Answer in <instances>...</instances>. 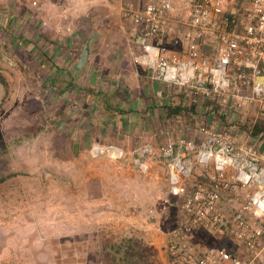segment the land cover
I'll return each mask as SVG.
<instances>
[{
	"label": "rangeland",
	"instance_id": "rangeland-1",
	"mask_svg": "<svg viewBox=\"0 0 264 264\" xmlns=\"http://www.w3.org/2000/svg\"><path fill=\"white\" fill-rule=\"evenodd\" d=\"M128 1L0 0V264H169L167 249L175 234L166 232L180 225L181 204L171 201L174 220L167 221L164 213L145 217L152 224L148 227L131 223L125 229L122 216L112 219L106 210L99 213L120 200H97L103 192L99 177H93L91 146L84 156L67 151L57 110V78L47 86L52 62L46 65L43 57L72 61L65 54L54 58L56 50L65 51L70 42L66 38L75 33L88 38L91 30L83 24L88 17L102 24L101 33L114 18L126 22L122 9ZM78 24L85 29L79 27L80 32ZM169 40L171 49L183 50L182 35ZM210 43L212 49L218 40ZM235 193L242 196L245 190ZM205 231L187 235L193 243L225 246L249 256L236 239L215 229Z\"/></svg>",
	"mask_w": 264,
	"mask_h": 264
},
{
	"label": "crops",
	"instance_id": "crops-1",
	"mask_svg": "<svg viewBox=\"0 0 264 264\" xmlns=\"http://www.w3.org/2000/svg\"><path fill=\"white\" fill-rule=\"evenodd\" d=\"M89 3L87 9L92 10L93 6ZM114 19H109L110 25L105 33H101L99 26L102 24L88 17L85 20L87 23L83 24L91 30L86 33L89 37L83 39L75 33L66 38L70 42L66 44L65 51L56 50L54 58L65 54L68 55L66 58L73 56L72 61L68 59L63 63L52 59L59 67L50 65L46 74L48 81L44 80L47 86L54 85L50 81L52 77L59 82L57 89L61 104L57 110L61 116L60 128L67 134V151L84 156L94 143L116 146L122 151V156L110 155L116 159L100 155L94 157L93 154V177H99L96 182L104 196L97 195V200L106 203L120 200L118 205L107 204L103 211L99 209V213L106 210L107 217L112 219L122 216L125 229L133 224L148 227L152 224L145 218L147 216L154 218L164 213L167 221L174 220L171 209L176 206L171 201H178L182 208L184 200L197 184L209 179L210 169L202 164L195 166L190 177L181 174L173 178L170 163L160 154L162 145H176L181 136L201 143L200 126L206 122L212 127L224 129L238 144L248 140L263 151L264 132L254 134L252 125L264 119V113H258L254 108L256 104L247 99L239 106L234 104V100L218 99L217 103L196 105L197 111H191L189 93L169 83L153 80L146 62L141 58L142 45L131 20L125 18L126 23L122 17ZM84 25L76 27L81 32L86 27ZM168 40L155 42L165 45L166 41H173ZM170 44L166 45L171 48ZM170 111L173 114L169 115ZM102 184L104 191L100 187ZM237 191L239 188L223 191L220 208L224 213L232 214L241 207L245 194L239 196L235 193ZM178 217L180 225L166 232L167 235L175 234V240L169 243L180 241L183 246L193 244L199 253L212 247L193 243L192 236L187 233H205L206 229H215L214 226L203 224L187 230L191 225L183 210ZM127 222L130 224L127 225ZM258 248L264 249V241Z\"/></svg>",
	"mask_w": 264,
	"mask_h": 264
},
{
	"label": "built area",
	"instance_id": "built-area-1",
	"mask_svg": "<svg viewBox=\"0 0 264 264\" xmlns=\"http://www.w3.org/2000/svg\"><path fill=\"white\" fill-rule=\"evenodd\" d=\"M122 11L140 38L141 58L153 80L183 89L197 106L211 99L234 100L239 106L247 99L264 113V85L257 82L264 75V0H129ZM179 35L185 39L181 52L155 42ZM213 38L218 44L210 49L207 44ZM200 132L201 143L181 136L176 145L160 147L173 178L190 177L197 164L210 169L208 181L197 184L182 204L191 225L186 229L211 224L220 236L236 239L250 254L241 257L225 246L199 253L193 244L172 241L169 264H264V249L258 248L264 241V150L248 140L238 144L224 129L206 122ZM91 150L97 156H122L116 146L94 143ZM227 188L246 192L232 214L220 208Z\"/></svg>",
	"mask_w": 264,
	"mask_h": 264
},
{
	"label": "trees",
	"instance_id": "trees-1",
	"mask_svg": "<svg viewBox=\"0 0 264 264\" xmlns=\"http://www.w3.org/2000/svg\"><path fill=\"white\" fill-rule=\"evenodd\" d=\"M50 58V57H49ZM43 60H45V64L47 65V64H49L50 62H52L50 65H56V66H58L59 67V64H54V62L51 60V59H47V57H43ZM3 80V82L4 83H6V81H5V79H2ZM216 100L217 99H211V100H206V104H213V103H217L216 102ZM213 102V103H212ZM191 105H192V107H190V110L191 111H197V109H196V105L195 104H193V103H191ZM170 113L171 114H173V112H169V115H170ZM247 124H245V126H246ZM253 127V133L254 134H258V132H264V119H261V121L259 120V121H257V122H255V124H253L252 125ZM125 244L124 243H122V244H120V246H119V249H121V248H123V246H124ZM132 248H134V247H131L130 249H132ZM130 249H128L127 250V252L128 253H130L129 252V250ZM127 261H129V262H131V263H133L134 261L133 260H131V259H129V260H127ZM119 264H123V263H119Z\"/></svg>",
	"mask_w": 264,
	"mask_h": 264
},
{
	"label": "water",
	"instance_id": "water-1",
	"mask_svg": "<svg viewBox=\"0 0 264 264\" xmlns=\"http://www.w3.org/2000/svg\"><path fill=\"white\" fill-rule=\"evenodd\" d=\"M257 82H260L261 84L264 85V75L259 76V77L257 78Z\"/></svg>",
	"mask_w": 264,
	"mask_h": 264
}]
</instances>
